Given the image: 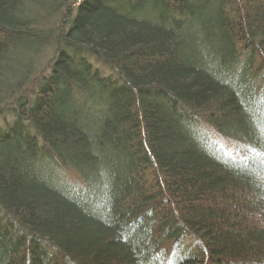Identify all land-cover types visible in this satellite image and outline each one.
<instances>
[{"label":"trees","instance_id":"trees-1","mask_svg":"<svg viewBox=\"0 0 264 264\" xmlns=\"http://www.w3.org/2000/svg\"><path fill=\"white\" fill-rule=\"evenodd\" d=\"M0 264H264V0H0Z\"/></svg>","mask_w":264,"mask_h":264},{"label":"rangeland","instance_id":"rangeland-1","mask_svg":"<svg viewBox=\"0 0 264 264\" xmlns=\"http://www.w3.org/2000/svg\"><path fill=\"white\" fill-rule=\"evenodd\" d=\"M5 122L4 121H0V125L4 124Z\"/></svg>","mask_w":264,"mask_h":264}]
</instances>
